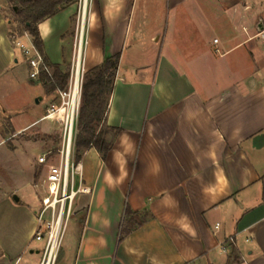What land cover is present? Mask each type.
Instances as JSON below:
<instances>
[{
    "label": "crops",
    "instance_id": "obj_1",
    "mask_svg": "<svg viewBox=\"0 0 264 264\" xmlns=\"http://www.w3.org/2000/svg\"><path fill=\"white\" fill-rule=\"evenodd\" d=\"M198 1L88 0L82 27L72 0L39 24L45 59L69 79L80 40L85 74L120 56L105 119L119 134L105 159L83 153L89 192L56 264H264V44L258 28L213 39ZM9 6L0 0V264H40L30 191L40 201L38 159L51 150L23 136L51 132L60 89L30 80ZM41 94L50 104L36 117ZM34 147L37 161L22 166Z\"/></svg>",
    "mask_w": 264,
    "mask_h": 264
},
{
    "label": "built area",
    "instance_id": "obj_2",
    "mask_svg": "<svg viewBox=\"0 0 264 264\" xmlns=\"http://www.w3.org/2000/svg\"><path fill=\"white\" fill-rule=\"evenodd\" d=\"M259 6L258 24L262 22L264 26V0H259ZM83 25L84 19L82 27ZM258 37L264 44V29ZM22 38L26 42L15 38L13 44L27 61L30 80L38 81L42 74L52 78L53 70L34 45L33 38L26 32ZM217 42L214 41L215 44ZM81 43L80 40L67 89L57 91L59 103L52 104L46 112V118L60 122L62 136L61 147L56 153L48 151L38 159L40 165L47 167V176L43 182L45 191L40 197V208L36 214L37 230L34 236L37 242L44 243L40 264H56L68 222L73 214L75 199L79 194L89 192L83 187L82 164L75 161V143L85 76ZM57 156H59L58 160L55 159ZM77 183L78 187H76ZM35 187L38 188L37 185Z\"/></svg>",
    "mask_w": 264,
    "mask_h": 264
},
{
    "label": "trees",
    "instance_id": "obj_3",
    "mask_svg": "<svg viewBox=\"0 0 264 264\" xmlns=\"http://www.w3.org/2000/svg\"><path fill=\"white\" fill-rule=\"evenodd\" d=\"M12 7L13 24L19 26V33H28L36 48L43 54V44L39 34V24L54 17L72 0H8ZM46 60V59H45ZM120 56L108 58L104 63L84 76L82 102L79 113L78 133L75 143V161L80 162L84 151L94 148L103 159L113 148L114 139L119 130L105 128V119L109 100L113 93ZM47 62V60H46ZM48 64V62H47ZM52 68V67H51ZM53 76H40L41 83L48 92L57 89L65 90L69 75L62 73L59 67L52 68ZM111 132L112 140L107 141L106 135ZM62 131L55 136H49L48 144L61 141ZM129 233V231H125Z\"/></svg>",
    "mask_w": 264,
    "mask_h": 264
},
{
    "label": "rangeland",
    "instance_id": "obj_4",
    "mask_svg": "<svg viewBox=\"0 0 264 264\" xmlns=\"http://www.w3.org/2000/svg\"><path fill=\"white\" fill-rule=\"evenodd\" d=\"M75 1V0H73ZM79 3L82 0H78ZM198 5L204 7V15L207 18V21L210 23L211 28V37L220 38V36H233L240 33L245 34V30L250 32L251 29L257 30L258 22L260 19V6L259 0H199ZM7 14L10 20H14V14L12 7L9 6L7 10ZM19 28V26H15V29ZM42 96H37V98H43L40 106L33 112L36 117H43L45 115V109L48 107L49 100L44 94ZM36 98V99H37ZM17 127L26 128L28 124V117L20 116L16 119ZM44 124H51V132L46 131L45 129L37 128L31 130L23 136L25 141L39 143V144H47L49 136H55L59 131H62V127L60 122L56 119H48L44 122ZM49 133V135H48ZM11 145V142H9ZM49 145V144H48ZM61 147V141L58 140L55 143L50 144V150L53 152H57ZM28 156H22L21 153V161L20 164L22 166H26L31 163L37 161V157L40 153V150L37 148H32L29 152ZM59 156L55 157L58 160ZM10 165H16L17 160H11ZM25 164V165H24ZM31 200L34 206L40 207V201L36 193L30 191ZM71 222V223H70ZM68 222V224H73V221ZM68 226V225H67ZM44 246V244H41Z\"/></svg>",
    "mask_w": 264,
    "mask_h": 264
},
{
    "label": "bare ground",
    "instance_id": "obj_5",
    "mask_svg": "<svg viewBox=\"0 0 264 264\" xmlns=\"http://www.w3.org/2000/svg\"><path fill=\"white\" fill-rule=\"evenodd\" d=\"M87 2H88V0H83V3H82V5H83V10H82L83 11V19L85 18Z\"/></svg>",
    "mask_w": 264,
    "mask_h": 264
},
{
    "label": "water",
    "instance_id": "obj_6",
    "mask_svg": "<svg viewBox=\"0 0 264 264\" xmlns=\"http://www.w3.org/2000/svg\"><path fill=\"white\" fill-rule=\"evenodd\" d=\"M257 28H258V30H259L260 32L263 31V29H264L263 23L260 22V23L258 24ZM36 103L39 104V100H37Z\"/></svg>",
    "mask_w": 264,
    "mask_h": 264
}]
</instances>
